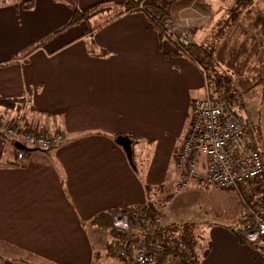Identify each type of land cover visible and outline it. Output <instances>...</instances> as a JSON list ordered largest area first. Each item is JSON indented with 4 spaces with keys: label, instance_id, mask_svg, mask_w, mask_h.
Instances as JSON below:
<instances>
[{
    "label": "crops",
    "instance_id": "1",
    "mask_svg": "<svg viewBox=\"0 0 264 264\" xmlns=\"http://www.w3.org/2000/svg\"><path fill=\"white\" fill-rule=\"evenodd\" d=\"M123 1L0 0V99L26 94L22 123L44 132L59 127L64 134L50 149L25 151L21 164L12 149H0V264H91L97 243L108 255L107 245L114 243L111 226L98 214L148 200L159 209L157 197L179 192L173 153L192 100L207 93L211 79L203 66L140 10L107 22L92 15L64 29L75 10ZM263 1L176 0L171 15L191 23L200 10L193 41L215 42V61H225L216 58L226 48L235 60L247 57L262 68L264 33L258 28L264 23L257 19L264 11L255 4ZM233 6L254 32L240 45L237 36L246 32L237 22L224 26ZM215 87L213 82L210 89L218 96ZM227 91L229 101H237L236 90ZM18 111L0 105L5 119H15ZM246 126L264 158L261 119ZM118 135L129 139L130 158L116 143ZM190 187L220 195L206 199V218L193 222L208 246L200 262L264 264V237L250 242L241 234L244 197L264 201V173L237 189Z\"/></svg>",
    "mask_w": 264,
    "mask_h": 264
},
{
    "label": "built area",
    "instance_id": "2",
    "mask_svg": "<svg viewBox=\"0 0 264 264\" xmlns=\"http://www.w3.org/2000/svg\"><path fill=\"white\" fill-rule=\"evenodd\" d=\"M163 26L172 42L181 48L188 46L192 28L176 32L172 19H166ZM229 98L230 94L224 89L219 96L212 97L206 93L204 97L192 100L185 134L173 153L177 189H186L192 183L237 189L246 182L260 178L264 173L262 154L252 147L250 132L242 118L231 108ZM21 99L23 113L28 103L27 95L24 94ZM21 120L19 114L15 119H5L0 114V149H12L16 164L24 161L25 151L15 147L14 143L47 150L64 138L59 127L44 132L26 127ZM248 201L245 199L246 203ZM144 216L146 213L142 214L143 219L133 222L132 226L125 212L117 211L113 214L112 225L117 231L119 258H124V249L127 247V240L122 235H130L132 231L150 226L148 217ZM152 218L157 227L165 224L159 212ZM242 221V236L247 241L257 242L264 235V201H259L250 215L244 212ZM139 235L141 237V233ZM162 249L159 239L150 238L148 242H142L136 249V264H159V256L154 251L161 252Z\"/></svg>",
    "mask_w": 264,
    "mask_h": 264
},
{
    "label": "trees",
    "instance_id": "3",
    "mask_svg": "<svg viewBox=\"0 0 264 264\" xmlns=\"http://www.w3.org/2000/svg\"><path fill=\"white\" fill-rule=\"evenodd\" d=\"M175 1L176 0H124L121 3L98 2L86 7L85 9L75 10L64 29L82 21H86L88 18L92 17V15H100L102 16L103 22H107L123 13L125 14L140 10L148 15L160 27V29L163 30L164 21H166V19H172L171 6ZM245 1L246 0H241V3ZM257 21L264 23V18L260 17ZM226 22H229V17ZM193 32H195V29ZM262 33H264V31H262ZM192 36L193 35L191 34L189 44L187 47L183 48V50L188 53L190 57L200 62L203 66V69L206 71V76L211 79L209 80L207 93L212 97L217 96V94H214V91L210 89L213 82L216 86H219V81H221V78L214 79V74L220 70L216 69L219 65L214 58L215 49L211 43L209 45H205L200 44L197 41H193ZM101 53L104 54V52ZM215 88V90L219 93H221V91L223 93V90L225 89L223 88L220 91V89L218 90V87ZM219 93L218 96L220 95ZM231 95L234 94L232 93ZM0 105L5 107H17L19 109V115L23 116L21 113V109L23 108L21 98L16 100L0 99ZM252 147H257L254 145V141L252 142ZM147 190H149V188H147ZM244 198L248 199V197ZM245 199L243 203L245 202ZM245 204L246 208L243 206V213L246 212L250 215L255 210L258 202L252 203V198L250 197V200L247 203L245 202ZM117 211L125 212L129 216L132 226L134 224L133 222L143 219L142 214L145 213L150 222V226L148 228L143 227L132 231L130 235L127 233L122 235V238L127 240V247L124 249L125 256L124 258H121L126 264H136L135 253L138 245L142 242H148L150 238L159 239L163 245L161 252L154 251L159 256V264H172L174 262H177V264H202V262H200L201 256L203 254L206 255L208 252V246H206L205 243L203 244L205 240L203 229L193 223L177 224L178 222H170L162 225L161 227H157V225L154 224L152 217L158 213V210L155 208L153 202L149 200L143 205L123 207L98 214V218L100 220H104V223L107 226H111L113 233L112 236L114 243L113 245H107L109 254H114L115 256L116 254L118 255L117 231L112 225L113 214ZM146 216H144V218H146ZM243 224L244 223H242V225ZM139 233H141V237ZM263 237L264 235H262L259 240ZM115 248L116 251L114 252ZM91 264H99L97 258L96 261Z\"/></svg>",
    "mask_w": 264,
    "mask_h": 264
},
{
    "label": "rangeland",
    "instance_id": "4",
    "mask_svg": "<svg viewBox=\"0 0 264 264\" xmlns=\"http://www.w3.org/2000/svg\"><path fill=\"white\" fill-rule=\"evenodd\" d=\"M255 7L259 9L258 11H264V1L256 3ZM236 10L237 6H233L232 8L228 9V17L230 18V21L228 22L229 24H225L224 26H232L237 22V28L240 31L246 32V34L237 36L236 44L240 45L241 43L245 42V40H248L249 37L247 36L249 34L252 35L254 34V32L250 31L248 27H246V15L244 14V16L241 17L240 14H237ZM193 13L195 15V18L198 17V19L194 20V22L191 23H189L190 21L185 22L184 20L177 21L175 17H172L171 15L172 25L176 32H181L185 29L192 28V32H190V35H193V27L199 26L200 22L202 21H200V10ZM211 15L212 14L206 17L205 20L210 18ZM188 18L190 20V17ZM239 18H242V21H240ZM262 31H264V25L258 28V32ZM260 41L264 42V38H261ZM211 45L214 47V49H217L215 42H213ZM246 46L247 48L250 47L247 43ZM222 56L225 58V61L219 62L217 59H221ZM232 56L233 54L226 48H220L217 50L216 62L218 63L219 67L216 69L220 70L219 72L214 74V79L221 78V81H219L220 85L217 86L218 90L223 88L228 90H236L237 101H235L234 98L229 101L231 108L242 117V121L244 124L249 126L251 122L257 121L258 118H260L261 125L264 128V97L259 96L258 94L259 91L261 92V94H264V79H261L264 76V65L261 68L260 65L253 64L249 59L246 60L247 57H242L243 60L240 61L235 60L236 57ZM225 65L228 70L230 68L233 69L234 73L232 72L231 74L230 72H228L223 67ZM256 79H259L260 82L256 83ZM262 87L263 91H261ZM251 95H256V97L253 98V102L249 98ZM178 191L179 192L174 193V195H172L173 191H167L169 192L170 196L169 194H165L162 195L161 198L157 197L156 199L157 205L160 207L159 209L157 208V210L159 214L163 215L164 223H166L168 219V221L175 219L177 221H180L177 224H184L193 223L206 218V215L208 214L205 211L206 199H208L209 201H214V198L219 195L218 193H216V191H213L211 189L194 190L191 187L183 190L178 189ZM181 220H184L186 222H182ZM97 251L98 253L96 255V258L99 264H124V260L119 258L117 254L116 256L114 254L108 255L106 252H104L105 250L102 249L101 245L98 243ZM115 251L116 248L114 249V252ZM172 264H177V262H174Z\"/></svg>",
    "mask_w": 264,
    "mask_h": 264
},
{
    "label": "water",
    "instance_id": "5",
    "mask_svg": "<svg viewBox=\"0 0 264 264\" xmlns=\"http://www.w3.org/2000/svg\"><path fill=\"white\" fill-rule=\"evenodd\" d=\"M115 141H116V143H118L120 146L123 147L127 156L130 158L131 157V146H130L129 139L123 135H118V136H116ZM14 146L17 148H20L24 151L40 150V149L26 147L25 145L18 143V142L14 143Z\"/></svg>",
    "mask_w": 264,
    "mask_h": 264
}]
</instances>
